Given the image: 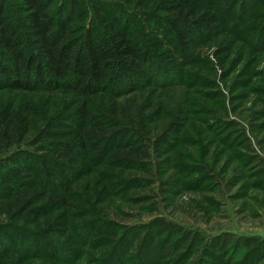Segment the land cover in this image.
I'll return each instance as SVG.
<instances>
[{"label":"trees","instance_id":"trees-1","mask_svg":"<svg viewBox=\"0 0 264 264\" xmlns=\"http://www.w3.org/2000/svg\"><path fill=\"white\" fill-rule=\"evenodd\" d=\"M245 32L255 58L264 0H0V264H256L244 246L198 254L199 237L160 220L124 232L110 218L151 188L152 152L173 161L183 88L213 89L217 71L226 85Z\"/></svg>","mask_w":264,"mask_h":264},{"label":"rangeland","instance_id":"rangeland-1","mask_svg":"<svg viewBox=\"0 0 264 264\" xmlns=\"http://www.w3.org/2000/svg\"><path fill=\"white\" fill-rule=\"evenodd\" d=\"M244 34L246 42L240 45L245 49L243 60L230 68L226 85L217 71L215 88H183L192 93V120L181 136L182 144L170 150L173 161L159 167L152 152L151 188L137 192L134 202L117 200L120 209L110 211V218L124 232L160 220L191 238L199 237L198 254L211 240L219 239L221 246H244L246 251L241 253L257 254L256 264H264V52L249 57L256 38ZM216 89L221 98L205 102ZM202 103L228 125L221 129L202 120ZM160 135L164 134H151L152 146ZM192 167L202 172L191 173ZM161 168L163 175L157 170ZM231 264H239V259L233 258Z\"/></svg>","mask_w":264,"mask_h":264}]
</instances>
